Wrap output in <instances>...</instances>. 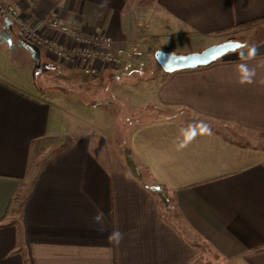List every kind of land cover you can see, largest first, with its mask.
Wrapping results in <instances>:
<instances>
[{"label": "crops", "instance_id": "1", "mask_svg": "<svg viewBox=\"0 0 264 264\" xmlns=\"http://www.w3.org/2000/svg\"><path fill=\"white\" fill-rule=\"evenodd\" d=\"M15 5L30 26L55 10L73 29L107 34L114 48L153 52L159 40L184 52L194 36L221 35L241 46L208 65L154 69L144 96L181 117L131 127L122 157L130 170L114 167L102 126L84 127L81 117L108 102L91 99L94 81L118 84L135 63L81 67L39 47L53 62L46 81H59L55 99L28 75L0 68V264H264V147L234 137L237 128L264 135V0ZM11 29L22 42L0 18L6 43ZM53 135L56 146L46 143Z\"/></svg>", "mask_w": 264, "mask_h": 264}, {"label": "rangeland", "instance_id": "2", "mask_svg": "<svg viewBox=\"0 0 264 264\" xmlns=\"http://www.w3.org/2000/svg\"><path fill=\"white\" fill-rule=\"evenodd\" d=\"M6 32L10 35L9 42L6 43L0 38V68H12V75L19 72L28 75L31 80L33 79L36 85H42L43 88L49 89L50 91L48 95L51 96L50 99H55V90L51 89H60L58 85L59 81L57 79L56 81H46L47 79L45 74L46 72H48V70L53 68V66L51 65L53 62H51L49 59L44 58V54L42 52L43 50L41 48V64L38 66V68H36L35 63L31 57V52L23 45L21 41H19L16 29L13 30V33L12 29L7 30ZM226 39H231V37L226 38V36L224 35L210 38H206L204 36H194L193 41L189 44V48H184V52H180L183 50L177 47H175L173 50H164L158 46L160 45L159 40L157 44H153V47L154 45H156L153 52L152 48L146 49L145 45L142 44L141 49L143 52L138 48L141 51L140 56L130 55L123 58L124 61L135 63L136 66L122 75L123 77L121 78L120 83L114 84L112 83V81L107 82L106 80L94 81V83L92 84L94 96H91V99L101 101L106 97L108 102L98 105L96 110H94L93 113L89 114L91 115L90 118L82 115L81 118L84 119L82 123H84V127H87L88 125L89 127H91L95 124H100L102 126V129L97 128V130L101 131L105 135L109 149L111 150L112 154H115V157H117L116 161L114 157L113 165L115 168L130 170V165L128 163L127 166L124 165L126 162L125 159H122V157H125L124 151L127 141V135L134 124L144 119L158 116L174 115L173 113H169L167 110L156 108L153 104V99L151 98V96H144V94L149 89L144 85H146L147 81L152 80V78L155 77L154 69H158L159 66L154 58V52L158 49L164 51H172L175 54L200 52L209 45L221 43L224 41H230ZM150 42L152 43V41ZM162 42L164 41L161 40V44ZM135 45L137 44H131L130 49L134 48ZM8 71H6V73H9ZM140 86H144V89L138 91ZM66 87L68 88V90L70 89L72 91L70 83H67ZM108 92H112V96L108 97ZM67 93L70 94V97L68 99H72V92L67 91ZM81 98L89 99L88 96ZM174 117L180 118L181 116L180 114H175ZM225 129L229 130V127H225ZM236 130V135H233H235L234 137L238 141L264 147V135L253 132L247 133L239 128H237ZM56 138V135L50 136L46 143H48L50 146L53 144L54 146H56L58 144L56 143ZM143 176L145 178V174H143Z\"/></svg>", "mask_w": 264, "mask_h": 264}, {"label": "built area", "instance_id": "3", "mask_svg": "<svg viewBox=\"0 0 264 264\" xmlns=\"http://www.w3.org/2000/svg\"><path fill=\"white\" fill-rule=\"evenodd\" d=\"M0 18L14 24L24 40L41 47L44 52L59 60L71 61L76 66L115 67L126 56H140L141 51L134 48L112 46V39L107 34H91L80 29H73L60 21L55 10L50 11L36 26L28 25L22 13L15 5V0H0ZM42 29L63 34L64 40L49 38Z\"/></svg>", "mask_w": 264, "mask_h": 264}, {"label": "water", "instance_id": "4", "mask_svg": "<svg viewBox=\"0 0 264 264\" xmlns=\"http://www.w3.org/2000/svg\"><path fill=\"white\" fill-rule=\"evenodd\" d=\"M23 44L31 52L35 67L40 63V49L38 46L22 40ZM241 46L237 40L224 41L205 47L200 52H191L186 54H175L172 51L156 50L154 58L164 72H172L179 69L195 68L208 65L211 62L222 58L227 53L236 50Z\"/></svg>", "mask_w": 264, "mask_h": 264}, {"label": "trees", "instance_id": "5", "mask_svg": "<svg viewBox=\"0 0 264 264\" xmlns=\"http://www.w3.org/2000/svg\"><path fill=\"white\" fill-rule=\"evenodd\" d=\"M255 20H251V21H247V22H243V23H240V24H236V25H234V26H246V25H250L251 23H253ZM229 29H231V27H229V28H226V29H223V31H228ZM217 60H219V59H217ZM217 60H215V61H217ZM214 62V61H213Z\"/></svg>", "mask_w": 264, "mask_h": 264}]
</instances>
